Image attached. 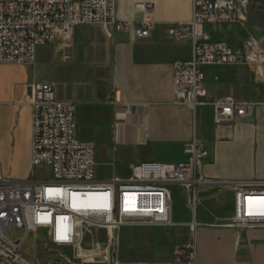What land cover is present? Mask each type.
I'll return each mask as SVG.
<instances>
[{"label": "built area", "instance_id": "2783aa9c", "mask_svg": "<svg viewBox=\"0 0 264 264\" xmlns=\"http://www.w3.org/2000/svg\"><path fill=\"white\" fill-rule=\"evenodd\" d=\"M189 22L169 26L174 36L188 37L193 44L192 59L177 62L173 70L174 103L194 107L212 103L214 122L222 124L246 114L252 103L232 96L211 100L205 85L208 65L246 66L264 77V49L253 36L243 41L240 51L226 42L212 41L205 29L210 21L242 23L249 17V0H193ZM139 22L123 21L117 16V0H0V64L32 66L39 47L73 40L75 29L83 25H103L113 31H133L138 37L152 36L155 22L153 6L139 5ZM111 33V30H109ZM31 165L47 166L51 178L14 181L0 167V255L17 259L18 264H39L32 232L50 228L54 244H73L78 222L108 228L173 226V184L181 185L186 202L196 210L201 188L221 184L207 179L203 172L206 142L194 137L185 144L186 160L175 163L141 162L130 165L127 179H97V154L91 141L77 136L76 105L57 96L54 81L32 85ZM234 199V214L222 224L237 233L264 227V181H245L228 185ZM103 194L96 208L74 204L75 196ZM249 208H254L249 211ZM60 222L64 227L60 229ZM11 231L22 234L11 235ZM177 251L182 257L169 261L115 260L111 264H195L196 239Z\"/></svg>", "mask_w": 264, "mask_h": 264}, {"label": "crops", "instance_id": "0c3cea01", "mask_svg": "<svg viewBox=\"0 0 264 264\" xmlns=\"http://www.w3.org/2000/svg\"><path fill=\"white\" fill-rule=\"evenodd\" d=\"M143 2L153 6L150 13L155 22L152 36L141 38L133 31H113L112 27L102 25L96 41L103 44L104 56L92 68L86 65L78 68L82 69V73L89 68L93 70L96 101L90 103L86 92L76 100L61 95L56 86L57 96L75 103L79 139L93 142L95 149L115 150L110 162L104 159L99 165L111 166L110 170L123 179L131 177L132 163L186 160L185 144L194 137L203 139L207 147L204 175L221 184L201 189L200 199L220 196L223 207L206 213L198 204L193 215L183 187L173 184V219L180 222L176 225L182 223L194 231L195 264H264V227L237 233L222 225L230 221L234 214V197L228 185L264 181V77L255 78L246 66L205 67V85L211 100L232 96L252 103L246 114L233 121L216 124L214 107L209 102L198 103L194 107L175 104L174 65L192 59L193 44L186 36L170 34L168 28L175 23L191 21L193 0H117L118 18L139 22L143 17L139 5ZM205 29L212 41L226 42L235 51H240L243 41L251 36L264 49V22L248 18L237 24L223 19L207 22ZM77 33L81 38L80 29ZM39 72L42 74L39 75ZM56 78L57 73L53 69L47 72L40 70L37 61L32 66L0 64V144L12 148L16 155L21 153L28 167L22 173L23 178L34 168L30 160L32 85L39 81L55 82ZM85 106L87 109L91 106L101 108L98 109L100 114L94 113L93 120L98 121V133H110V137L95 139L79 131V122L86 117L82 109V116L79 117L78 111ZM87 119L90 122L92 117ZM37 167L49 169L47 166ZM120 167H123L122 173ZM125 169L130 171L129 175ZM2 172L6 174L3 168ZM97 179L111 180L100 175L98 165ZM29 180L46 179L35 176ZM102 196L99 193L75 196L73 203L96 208L103 203ZM183 196L185 207L182 205ZM176 202L179 208H176ZM187 213L191 215V220L183 223ZM63 224H60L61 229ZM30 237L31 234L28 242H31Z\"/></svg>", "mask_w": 264, "mask_h": 264}, {"label": "rangeland", "instance_id": "374dc122", "mask_svg": "<svg viewBox=\"0 0 264 264\" xmlns=\"http://www.w3.org/2000/svg\"><path fill=\"white\" fill-rule=\"evenodd\" d=\"M248 18L260 23L264 22V0H249ZM100 28L103 26H80L74 32V39L67 45L56 44L38 50V67L45 72L53 69L57 73L55 83L59 94L68 95L76 100V97H81L86 92L87 97L91 100L90 103L96 101L95 81L93 70L90 68L104 56L103 44L96 41L100 34ZM79 29L81 30V38L77 33ZM82 65L90 67L89 70L82 73V69H78ZM41 74L39 72V75ZM81 109L86 119L79 122L80 132H84L87 137L95 139L110 137V133H98V121L93 120L94 113L100 114L98 109L101 108L97 106H91L88 109L87 106L80 107L79 117L82 116ZM88 116L92 117L90 122L87 119ZM113 151L115 152L113 148L96 149L99 173L104 178L114 179L118 176L113 170H110L111 166L100 167L99 165L104 159L110 162ZM16 154L13 153L12 148L0 144V167L14 181H25L35 178V176L40 179L51 178L50 169L38 167L32 168L33 172L23 178L22 173L28 168L27 163L21 153ZM120 170L122 173L123 167H120ZM125 170L129 175L130 171ZM203 188L201 189L203 190ZM198 203L206 213L223 207V200L220 196L209 200L200 199ZM182 205L185 207L184 196L182 197ZM179 207V203L176 202V208ZM184 219L182 220L183 223L188 222L191 220V215L187 213ZM77 232L76 241L73 244L64 245L51 242V230L48 227L32 232L30 241L35 246L34 254L39 264H111L115 260H171L182 257L177 251L186 250V246L194 240L192 227L182 223L168 227L110 229L79 221ZM10 234L19 235L22 234V231H11ZM0 264L10 263L0 261Z\"/></svg>", "mask_w": 264, "mask_h": 264}, {"label": "bare ground", "instance_id": "6f19581e", "mask_svg": "<svg viewBox=\"0 0 264 264\" xmlns=\"http://www.w3.org/2000/svg\"><path fill=\"white\" fill-rule=\"evenodd\" d=\"M88 194V193H87ZM86 195V194H85ZM84 196V195H83ZM235 199V198H234ZM258 201L260 200V201H264V199H257ZM199 202V201H198ZM199 204V203H198ZM197 208H198V206H197ZM197 208H196V210H197ZM234 209H235V206H234ZM196 210H194V209H192V213H193V215L196 213ZM254 210V208H249V211H253ZM171 214H173V206L171 207ZM194 217V216H193ZM192 217V218H193ZM63 222H61V224H62ZM174 223L175 224H178L179 222H177V221H175L174 220ZM173 226H175V225H173ZM60 227H61V225H60ZM61 229V228H60ZM195 239V238H194ZM0 261H5V262H8V263H10V264H18V260L17 259H9V257L7 256V255H0Z\"/></svg>", "mask_w": 264, "mask_h": 264}]
</instances>
